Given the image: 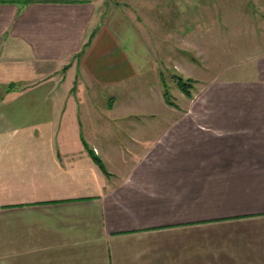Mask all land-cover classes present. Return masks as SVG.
<instances>
[{
  "label": "crops",
  "instance_id": "obj_1",
  "mask_svg": "<svg viewBox=\"0 0 264 264\" xmlns=\"http://www.w3.org/2000/svg\"><path fill=\"white\" fill-rule=\"evenodd\" d=\"M201 1L0 0V264H264V0Z\"/></svg>",
  "mask_w": 264,
  "mask_h": 264
},
{
  "label": "rangeland",
  "instance_id": "obj_2",
  "mask_svg": "<svg viewBox=\"0 0 264 264\" xmlns=\"http://www.w3.org/2000/svg\"><path fill=\"white\" fill-rule=\"evenodd\" d=\"M221 1L223 2V3H221ZM235 1H238L239 2V4H241V5H244L245 7H246V9H247V11H249V12H251L250 14L252 15L253 13H254V17H253V22L255 23V24H258L261 20V14H262V12L261 11H259V9H258V5H256V3H255V0H219V1H217V0H203V1H201L202 2V4H203V6H202V8L204 7V10H201L202 8H198V9H196V10H193V8H192V6H191V8L188 10V13H187V15L186 16H184V18L186 19V27H188V23H194L196 20L194 19V18H196L197 16H200V15H202V18H203V20L204 19H206V18H209V15H210V13H212V12H214V10L212 9V6H211V3H217L218 2V5L220 6L221 4L224 6V7H229V4L231 3V2H235ZM111 2H115V0H110V3ZM191 2H192V0H191ZM133 8H136V9H134L135 10V13H136V18L138 17V19H140V20H142V17L144 16L143 15V13L144 12H146V10H142V14H141V10L140 9H138L137 8V5L135 4V5H133ZM165 8V11H166V6L164 7ZM250 8H256L255 10H250ZM219 10V9H218ZM217 10V14H219L220 12H222V11H218ZM222 10V9H221ZM164 11V12H165ZM161 12H163V11H161ZM172 12V11H171ZM216 13V12H215ZM154 14V13H153ZM151 14V15H147V17L151 20L152 19V21L154 20V17H157V14H158V12H157V14ZM176 16V15H175ZM177 17V16H176ZM145 18V17H144ZM178 19H183V18H181V17H177ZM184 19V20H185ZM207 20V19H206ZM202 22H206L205 20L204 21H202ZM239 22V21H238ZM242 22V23H241ZM241 23V25L242 24H245L246 23V21H245V17L244 18H242V20L239 22V24ZM144 25H145V27L148 29V30H150V25H149V23H147V22H144ZM208 27V31L210 32L211 31V29L209 28V25L207 26ZM246 26H241V28H245ZM257 27V26H256ZM230 28H231V26H229V27H227L226 28V32L229 34L230 33ZM242 33H245V32H242ZM246 34V33H245ZM230 34L228 35V39L230 38ZM176 42V41H175ZM175 42L174 41H170V43H169V45H171L170 46V48L172 49L171 51L170 50H167L166 48H165V50H166V52H164V53H171L175 58H176V55H177V52L179 51V50H174V49H176V47L174 46V44H175ZM231 43V45H232V40L231 41H228V43L226 42V44L228 45V44H230ZM165 47H166V45H165ZM179 49V48H178ZM185 52H186V56H191L192 55V53L193 52H191L188 48L185 50ZM182 54H183V52H180V55H178L179 56V58H178V60H180V58H181V56H182ZM194 54V53H193ZM232 58H234V57H232ZM202 59V61H206V59H204V58H201ZM225 60V58H218V61L219 62H221V65H222V62ZM245 58H242V59H240V61H239V65L238 64H235V65H232V67H231V69H229L228 70V74H227V76L228 77H236V75H237V71H239V69L238 68H242L244 65H246L245 63H247V59L245 60ZM261 60H264V59H261ZM225 62V61H224ZM227 62H229L230 64H233V62L235 63V59L234 60H231V59H228L227 60ZM232 62V63H231ZM226 66L224 67V70H225V68L228 66L227 64H226V62L224 63ZM247 69V68H246ZM224 73H222L221 75H219V74H215V75H213V76H215L216 78L217 77H223L224 75H223ZM180 76V75H178L177 73L175 74V72H174V74L173 73H171V72H168V73H165V74H163L162 76L159 74L158 75V78H160V82H165V84L167 85V88H168V93L170 94V99L172 100V102H173V97L174 96H176L177 97V99H178V95H183L182 93H181V91L179 90V88L177 87V85H176V83H175V81H173V79H172V77H174V76ZM238 76H240L241 77V72H240V75H238ZM245 76V75H244ZM151 78V82H153L154 81V76L153 77H150ZM239 78V77H238ZM214 79V78H213ZM215 82V81H214ZM216 83V82H215ZM215 85H217V83L216 84H213V85H211V87L208 89V90H204V92L201 94V97H200V99H198V98H195V100H197V102L193 105V107L191 108V110H190V112H211L210 111V109H209V97L212 95V92L214 93V91H215V89H216V86ZM210 85L208 84L207 85V88L209 87ZM221 86V89L222 90H225V89H230V90H237V89H241L240 87H244L243 85H241V84H237V83H225V84H221L220 85ZM228 86H236V88L234 87V88H231V87H228ZM237 86H238V88H237ZM193 87V86H192ZM206 88V89H207ZM197 89H198V87H197ZM197 89H192V91H191V93L193 92V93H196V91H197ZM163 91H164V87H163ZM244 91H246V89H244ZM173 96V97H172ZM184 96V95H183ZM204 103L206 104V108H205V106H204ZM198 104H199V107H200V105H201V107H202V105H203V110L201 109V108H198ZM213 111V110H212Z\"/></svg>",
  "mask_w": 264,
  "mask_h": 264
},
{
  "label": "trees",
  "instance_id": "obj_3",
  "mask_svg": "<svg viewBox=\"0 0 264 264\" xmlns=\"http://www.w3.org/2000/svg\"><path fill=\"white\" fill-rule=\"evenodd\" d=\"M174 76V75H173ZM173 81H175L177 87L179 88V90L184 93L187 97H191V90H192V85H193V81L190 80V79H183L181 77H178V76H174L172 77ZM163 87H164V91H163V97H164V100L165 102L168 104V105H173V102L172 100L170 99V94L168 93V88H167V85L165 84V82H163ZM87 152L88 154H90V156L92 157V160L94 161V163L103 171L105 172L104 170V166L102 164V162L100 161V159L95 156L93 154V152L89 149H87Z\"/></svg>",
  "mask_w": 264,
  "mask_h": 264
}]
</instances>
